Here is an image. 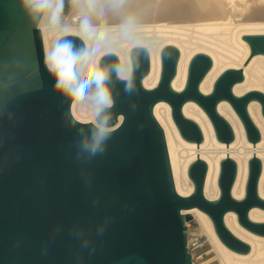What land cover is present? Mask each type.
<instances>
[{"label":"water","instance_id":"1","mask_svg":"<svg viewBox=\"0 0 264 264\" xmlns=\"http://www.w3.org/2000/svg\"><path fill=\"white\" fill-rule=\"evenodd\" d=\"M42 3L45 0H0V264H193L182 215L193 207L210 217L226 247L246 254L250 246L234 236L223 219L234 211L241 226L264 236V222L249 219L251 208L264 209L258 194L262 166L253 145L246 194L235 199L237 165L227 158L234 132L217 105L228 101L247 140H260L248 105L258 101L264 117V93L252 90L236 96L233 86L244 79L242 68L249 58L264 54V34L242 36L250 57L242 68L221 73L207 95L199 90L212 65L207 54L191 58L185 87L176 91L171 82L179 50L164 46L159 82L147 89L142 79L150 70L149 54L135 46L130 50L131 92L114 70L119 65L116 55H103L99 65L110 70L113 103L95 119L113 128L93 153L85 144H91L96 125L73 117V99L57 90L46 67L39 28L44 10L37 7ZM63 42L74 50L85 49L75 34L63 35L57 45ZM159 101L170 105L187 142L203 141L197 123L182 112L183 105L193 101L210 119L217 140L226 143L217 200L203 194L207 165L198 158L187 171L193 193L182 196L176 191L165 134L153 113Z\"/></svg>","mask_w":264,"mask_h":264},{"label":"bare ground","instance_id":"2","mask_svg":"<svg viewBox=\"0 0 264 264\" xmlns=\"http://www.w3.org/2000/svg\"><path fill=\"white\" fill-rule=\"evenodd\" d=\"M54 2L55 0H45V3ZM70 3L69 14L63 16L61 12L55 22L51 19L50 11H43L39 28L45 61L46 56L55 49L60 37L75 34L79 29L80 20L77 17L80 9L93 3L105 8L104 21L108 29L118 28L128 16L134 21L127 36L109 31L101 45L98 63L103 55L112 53L118 58L119 65L130 66L132 71L130 50L135 46L145 47L149 54L150 70L143 77L142 84L147 89L156 87L159 82L160 52L166 45H173L179 50L177 71L171 82L176 91L185 87L189 62L195 54L204 53L211 58V68L199 84L201 93L207 95L212 92L214 82L221 73L229 68H242L250 57L249 45L242 36L264 34V0H72ZM92 22L98 25L100 20L93 16ZM109 40L112 42L109 43ZM83 42L85 49L91 44L84 40ZM242 69L244 79L233 86V93L236 96L252 90L264 93V54L250 57ZM92 96L87 94L84 100H73L71 113L80 122L97 125L99 123L95 119L97 115ZM217 111L231 125L234 132V140L227 144V158L233 159L237 165L232 196L237 200L245 197L249 174L248 160L253 157L254 145V157L261 161L262 166L258 194L264 199V117L260 103L252 100L248 105L249 115L261 135L260 140L254 144L247 140L244 126L228 101H220ZM182 112L201 129V143L187 142L182 138L171 117V107L167 102L159 101L153 108L154 116L165 134L176 191L182 196L193 193L194 184L187 171L189 165L198 158L207 165L203 194L207 199L215 201L220 196L217 181L220 160L226 158V143L217 140L210 119L198 104L187 101ZM121 118L119 116V122ZM106 128L112 129L113 126ZM182 215L186 225L187 216H192L199 221L201 230L207 233L215 252L211 264H264V236L254 234L241 226L234 211L226 212L223 221L234 236L250 246L246 254L226 247L217 236L210 217L199 208L182 210ZM249 219L264 222V209L251 208ZM194 231L186 232L193 264H210V261H194L198 253V250L190 249L193 234L196 233Z\"/></svg>","mask_w":264,"mask_h":264},{"label":"clouds","instance_id":"3","mask_svg":"<svg viewBox=\"0 0 264 264\" xmlns=\"http://www.w3.org/2000/svg\"><path fill=\"white\" fill-rule=\"evenodd\" d=\"M37 7L50 11L51 19L55 22L63 10V0L42 3ZM105 15L106 10L103 6L89 3L86 7H82L77 17L80 20L79 29L75 34L86 43L91 42L90 46L84 50H74L70 42H63L56 45L55 49L46 56L45 61L49 73L55 78L56 88L61 93L75 101L84 100L90 91L93 93L92 99L97 116L104 109L110 108L113 103L107 83L110 70L101 67L98 63L101 45L105 42L109 31L127 36L134 23L133 18L128 16L118 28L108 29L105 26ZM93 16L100 20L98 25L93 24ZM108 42L111 43L112 40ZM114 70L127 81L126 91L131 92L134 85L130 66L120 64L115 66ZM104 123L96 125L97 131L93 133L91 144H85V147H90L93 153L101 149L103 140L107 139L110 132V129L104 127Z\"/></svg>","mask_w":264,"mask_h":264},{"label":"rangeland","instance_id":"4","mask_svg":"<svg viewBox=\"0 0 264 264\" xmlns=\"http://www.w3.org/2000/svg\"><path fill=\"white\" fill-rule=\"evenodd\" d=\"M70 2H72V0H63V10H62L63 16H66L67 13L69 14L70 12L69 9L71 8ZM186 222H187V225L185 223V227L187 228L186 232L194 231V230H195L194 233L196 232L195 235L193 234V238L190 244L191 250H195V249L198 250V253L194 261L197 263H203V262L205 263L210 261L211 264V262H213L212 258L215 257V252L212 247V244L209 242V237L207 233L201 230L200 223L196 218L192 216H187Z\"/></svg>","mask_w":264,"mask_h":264},{"label":"built area","instance_id":"5","mask_svg":"<svg viewBox=\"0 0 264 264\" xmlns=\"http://www.w3.org/2000/svg\"><path fill=\"white\" fill-rule=\"evenodd\" d=\"M192 261H193V258H192Z\"/></svg>","mask_w":264,"mask_h":264}]
</instances>
